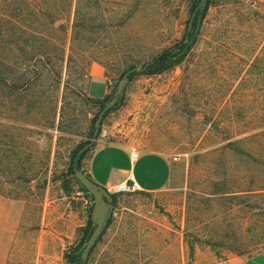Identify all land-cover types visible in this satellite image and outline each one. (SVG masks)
<instances>
[{
    "label": "rangeland",
    "instance_id": "rangeland-1",
    "mask_svg": "<svg viewBox=\"0 0 264 264\" xmlns=\"http://www.w3.org/2000/svg\"><path fill=\"white\" fill-rule=\"evenodd\" d=\"M193 2L0 0V241L12 242L8 264H70L66 252L80 244L94 205L68 173L71 153L87 141L86 174L98 146L172 163L163 190L111 194L113 215L87 264L264 255V0H212L184 63L128 80L116 110L106 114L88 94L94 67L114 98L125 73L180 41ZM103 89L95 81L91 96ZM106 160L95 166L102 185ZM152 172L142 163L136 170L146 180Z\"/></svg>",
    "mask_w": 264,
    "mask_h": 264
},
{
    "label": "crops",
    "instance_id": "crops-1",
    "mask_svg": "<svg viewBox=\"0 0 264 264\" xmlns=\"http://www.w3.org/2000/svg\"><path fill=\"white\" fill-rule=\"evenodd\" d=\"M95 81H99L104 84V96L100 99L91 96ZM109 93V82L104 76L103 70L99 67H94L88 87L89 96L95 100H102L107 95H109ZM132 152L133 149H131L129 146H98L90 157V160L88 161L87 174L90 176V178H92L94 182H99V179L96 176L95 166L97 158L100 155H103V158L105 160H108V157L111 159L110 161L112 165L110 167L108 176L105 178V183L103 185L102 183L98 184H101L105 188H108L111 186L122 184L132 177L133 180L138 184L142 192L154 193L163 190L170 182L172 175V163L169 158L160 153L147 152L139 153V159L137 161H134L131 159ZM140 163L147 167L148 171H150V169L153 171L152 178L150 180H146L145 178H138L136 170ZM11 246L12 242L10 241H0V264L9 263V253ZM219 264H264V255H259L252 258L233 257Z\"/></svg>",
    "mask_w": 264,
    "mask_h": 264
},
{
    "label": "trees",
    "instance_id": "trees-1",
    "mask_svg": "<svg viewBox=\"0 0 264 264\" xmlns=\"http://www.w3.org/2000/svg\"><path fill=\"white\" fill-rule=\"evenodd\" d=\"M79 1L81 2L82 0ZM212 5V0H194L190 11V18L187 23V29L183 38L174 45L166 48L165 50L154 56L152 60L144 63L141 68L133 67L130 71L125 73V75L128 76V80L130 81L137 76L161 75L183 64L187 57L192 53L195 45L197 44V41L201 34L203 22L206 19ZM112 99H114L113 96L109 94L102 100H93L98 103V105L101 107V110H105L108 107V103H110ZM119 106L120 103H116L115 106L107 110L106 114L110 111L116 110L117 108H119ZM99 133L100 130L98 126L95 125L93 127L92 132L93 138H96ZM260 133V136H264V134H262L264 133V131ZM91 150V141L81 143L77 148L74 149L70 156V163L68 169V173L70 176H73L77 179L76 172L79 170H83L84 160L86 159L87 155H89ZM81 188L85 192L86 196L90 198L92 202H94L92 195L82 185ZM113 198L114 203H116L117 197L113 196ZM105 230L102 236L104 235ZM93 231L94 228L92 227V220L90 214L88 226L85 229L84 236L80 244L66 252V258L70 264H87V261L83 260V244L90 239ZM101 237L98 239L97 244L101 241Z\"/></svg>",
    "mask_w": 264,
    "mask_h": 264
},
{
    "label": "water",
    "instance_id": "water-1",
    "mask_svg": "<svg viewBox=\"0 0 264 264\" xmlns=\"http://www.w3.org/2000/svg\"><path fill=\"white\" fill-rule=\"evenodd\" d=\"M127 83L128 78L126 76L119 82L116 93L114 94V99L106 109L118 103L119 99L125 92ZM76 177L94 199L91 213L92 227L94 228V231L90 239L83 244V260L87 261L92 250L96 246L98 239L102 236L109 219L113 215L114 198L107 188L94 182L83 170L77 171Z\"/></svg>",
    "mask_w": 264,
    "mask_h": 264
},
{
    "label": "built area",
    "instance_id": "built-area-1",
    "mask_svg": "<svg viewBox=\"0 0 264 264\" xmlns=\"http://www.w3.org/2000/svg\"><path fill=\"white\" fill-rule=\"evenodd\" d=\"M110 84L113 85V83H110ZM139 157H140V155L137 151H133L131 153V159L132 160L137 161L139 159ZM107 189L110 192V194L121 193V192L132 193V192L141 191L140 187L133 180L132 177L122 184H119L117 186H111V187H108Z\"/></svg>",
    "mask_w": 264,
    "mask_h": 264
}]
</instances>
